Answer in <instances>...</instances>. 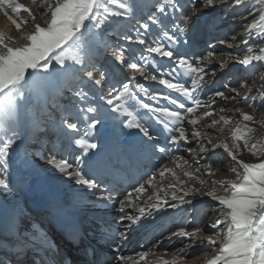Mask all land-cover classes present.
I'll use <instances>...</instances> for the list:
<instances>
[{"label":"snow or ice","instance_id":"obj_1","mask_svg":"<svg viewBox=\"0 0 264 264\" xmlns=\"http://www.w3.org/2000/svg\"><path fill=\"white\" fill-rule=\"evenodd\" d=\"M32 3L35 10L19 0H0V13L25 41L20 44L16 37L0 30V189H10L8 169L10 156L16 154L14 146L23 136L46 130L42 126L55 112L60 134L67 136L69 146L79 149L80 155L70 163L53 148L44 158L52 169L79 186L69 194L70 207H80L86 195L95 197L91 203L99 208L118 206V223L124 230L100 224L102 238L110 241L118 264H149V257L153 258L151 264H184L188 249L202 245L214 253L202 264H264V114L256 116L258 107L264 110V0L251 4L249 0H187V4L154 0L146 17H138L136 0ZM218 5L230 7L233 18L240 17L244 31L230 39L244 55L222 60L215 51H207L191 56L186 50L191 47L190 33L203 10ZM241 8L244 11L238 12ZM21 13L24 16L17 19ZM37 13L45 18L42 22H37ZM30 22L31 30L24 31L23 26ZM110 35L117 37L114 43ZM253 35L257 40L250 43ZM218 43L232 47L227 34ZM109 53V64H101V57ZM156 57L166 58L174 67L161 71L163 66L158 65ZM230 61L246 71L250 67L249 77L237 87L225 83V91H213L202 100L199 94L213 82L217 70L227 68ZM213 62L216 66L206 71ZM149 66L153 71L146 74ZM117 75L123 78L117 79ZM138 75L157 81L170 93L150 91L138 81ZM108 86L110 90L105 93ZM240 89H245L243 95ZM253 89L255 94L250 96ZM65 93L69 94L66 103ZM172 93L177 94L175 98ZM139 94L150 101H169V105L145 103ZM238 97L250 112L235 107L231 115L225 114V108L217 114L211 107L217 98L235 104ZM236 114L240 119L233 123ZM107 121L114 125L113 148L105 153L92 151L99 147L95 133ZM125 129L139 135L132 152L120 142ZM192 140L196 147H185V151L193 157L222 150L233 162L229 171L234 179L213 180L214 186L205 191L209 180L202 177H213L218 169L212 163L200 165L198 160L193 161V167L183 156L172 154ZM245 153L255 162L241 158ZM145 154L168 156L173 167L161 164L130 190L120 192L112 187L111 181L119 183L129 178L132 157ZM23 163L31 166L27 151ZM168 175L173 180L165 185L162 181ZM193 180L199 187L191 183ZM215 185L222 186L225 194L218 193ZM149 189L151 194L145 197ZM196 197L217 202L208 210L214 219L206 213L195 221L186 217L179 223L175 219L166 221L169 209L183 210ZM170 224H176L175 230ZM205 226L211 234L205 233ZM67 227L78 235L82 225L72 221ZM139 228L158 232L163 239L158 238L157 245L163 240H179L183 248L174 251L170 260L164 258L166 251L156 254V245L134 255L120 254L129 232ZM7 230L18 232L14 218L8 220ZM57 251L47 234L36 230V235L25 238L15 251L5 250L0 264H52ZM29 253L31 259H20Z\"/></svg>","mask_w":264,"mask_h":264},{"label":"bare ground","instance_id":"obj_2","mask_svg":"<svg viewBox=\"0 0 264 264\" xmlns=\"http://www.w3.org/2000/svg\"><path fill=\"white\" fill-rule=\"evenodd\" d=\"M19 2L25 4L29 8H32L33 10H35L36 8V6L32 3V0H19ZM252 2L253 0H249L250 4ZM219 7H224V10L228 8L225 5H218L214 8L217 9L219 12L220 9ZM228 10H230V13L227 15H225L224 11L222 14L220 11L218 15L216 10H214L211 13H209L211 10L206 11L204 15L201 17V20H199L200 25H202V27L200 28L201 31L206 30V26L209 25V21L216 22V19L219 16L220 18H222V20H224V25L226 30L235 33L236 30L234 31V29L240 28L239 27L240 17L236 18L237 17L236 16L235 17L236 19L233 18L231 16L232 9L229 7ZM240 10H242L241 12L244 11L242 8L237 9L238 12ZM23 16L24 14L21 13L16 18L20 19ZM207 16H208V24L205 23ZM44 19H45L44 17H42L41 15H39V13H37V22H42ZM31 28H32L31 22L23 26L24 31H30ZM0 30L6 32L9 36L16 37L20 44L25 43L24 40L19 39L20 33H18L14 29V26L11 25V22L3 15V13H0ZM239 33H243V32L240 31ZM225 34H227L229 43H234L235 45V42H232L230 39L232 35L231 36L228 35L227 31L225 32ZM236 35L237 33L234 34V36ZM254 37L257 39L255 35ZM224 38L225 36L219 39H224ZM219 39L214 40L217 42L213 44V48L211 46L210 51H215L216 54L220 57V59L223 60L228 58L229 56L232 57L243 56L242 52L240 53V50H238L236 46L233 45V48H231V47H226L225 45H221L218 43ZM188 40L191 47L186 50L189 52V54L191 56L199 54V49L196 48L197 46H199V44H201L202 39H199L198 37L196 38L188 37ZM238 40H239V36H237V41ZM211 41L213 42V39ZM241 48H243V45H241ZM109 57H110V53L108 57H101V64H109ZM156 60L158 61V65L163 66L161 71H163V69L174 67V65H170L169 61L166 58L156 57ZM232 63L234 62L230 61L227 68L217 70L216 76L212 78L213 82L209 85V87L205 90L204 93L199 94L202 100H207L208 95H210L211 92L213 91L216 90L225 91V89L223 88V85L225 83H229L231 87H236L237 84H235V82H237L239 78L244 76L243 79H247L249 77V73L251 71L250 67L246 71L239 64L233 65ZM215 66H216L215 62H213V64L207 65L206 71L211 70ZM152 71H153V67L149 66L146 69V74ZM116 78L122 79L123 77L122 75H117ZM138 81L144 84L145 87H148L150 91L151 90L160 91L164 95H168L170 93V90L165 88L163 85L159 84L157 81L143 80L142 78L139 77V75H138ZM109 90H110V86L104 88L105 93ZM134 91L139 93L138 89H135ZM244 91L245 89H240L241 95L244 94ZM227 94L228 93L226 92V95ZM254 94H255V89H253V93H251L250 96ZM139 95H140V99H142L145 103H152L153 105H158V106L169 105V101L166 100L150 101L148 97H144L143 94H139ZM176 95L177 94L172 93L173 98H175ZM68 96L69 94L65 93L64 103L67 102ZM256 104L258 106L260 104V101L257 100ZM171 107L173 109L177 108L176 105H171ZM211 107L216 109L217 114H219L220 108H225L226 109L225 114H229V115L234 113L235 107H242L244 111H248V112L251 111V109L248 108L247 105L244 103V101H242L239 97L237 98V102L235 104L217 98L216 103L213 104ZM262 114H264V110H259L258 107L256 116L259 117ZM239 119L240 117L238 114L233 115V123H236ZM49 122H51V125L46 124L43 125L44 127L42 126L43 129H46L45 130L46 136L50 134L49 132L47 133L48 130L47 128H49L51 131V135H49L47 138L45 136H44L45 138L43 137L38 138L37 134L33 135L29 133L28 135L23 136L22 140L18 141L17 145L14 146L16 148V154L14 156H10L11 163L8 169V175L10 178V189L9 190L0 189V223L8 221L10 218H14L15 221L22 220L23 223L24 222L26 223L25 227L23 228L24 234L30 233L33 236L36 235V232L35 229L32 228V226L41 227L43 230H41V228L39 230L47 234L48 238L51 240L53 245L54 242L56 241V238L53 235V232H51L52 230L51 223L58 218L59 215L58 208L69 205V194L79 186L75 185L74 182L71 181L68 177L52 169V167L48 165L47 160L44 158L45 155L52 154L50 150L54 148L55 152L58 153L60 156L63 153L64 154L66 153L67 155L68 153H70L72 158H70L69 162L71 163L73 162L75 153L77 152L75 146H69L67 136H62L60 134L58 128L59 118L57 117V120H55L54 122L51 119V121ZM107 127H109L107 135H110V139L113 142L114 125L112 121H107L104 124V126L99 127L98 129L101 128L103 130L106 129ZM102 130L100 131V133L102 132ZM116 131L117 133L119 132L118 127L116 128ZM206 131H209V133L213 136L216 135L214 130L206 129ZM261 131L264 132V129H261ZM132 133H135L136 136H133ZM225 135H227V130L225 132ZM122 138L126 139L127 142H129L130 138H136L135 140H133V143H130L132 145L131 152L134 151L139 141V135L135 132V130L125 129L124 133L120 136V140ZM96 141L98 142V139H96ZM37 142H39L38 146H36ZM42 142H43V149L41 150ZM102 143L103 142H101V144ZM185 147H196V141L192 140L186 146L182 144L180 149L178 151L174 150L172 154L183 156L184 159L188 160L190 163H193L194 160H198L200 165H204L206 163H212L213 168L218 169L215 176L202 177L209 180V183L206 186L205 191L211 189L214 186L211 183V181L213 180L218 181L225 178L234 179L233 174H231L229 171V168L233 166V162L225 153L222 152V150L217 149L214 152H209L208 154H200L197 157H193L191 153H187L185 151ZM112 148L110 150H112ZM25 151H27L30 155L31 166H27L23 163V153ZM37 151H41V155H36ZM137 157L145 165L140 168L141 174L138 179H140L141 182H143V179H146L147 175L152 171H154L155 168L159 167L161 164H166L168 165V167H173L168 156H164L162 154L149 155L148 157L145 156L142 157L137 156ZM159 157H163L164 161L158 159ZM241 158L245 159L248 162H255L253 158L247 153H245ZM195 166L196 164L193 163V167ZM182 178L186 179V177H182ZM172 180L173 178L170 175H168L162 181V183L167 185L168 183L172 182ZM191 183H196L197 186L199 187V184L195 180L191 181ZM215 188L218 193L225 194L223 192L222 186L215 185ZM150 194H151V190L149 189V192L145 194V197ZM59 195H62V197L63 198L65 197L66 199L61 200L59 198ZM94 199L95 197H92L91 195H86L82 201V205L80 207H75V208L78 211H80L82 214L86 215L85 217L92 215L93 222H95L96 219H98L101 220L105 225H110L112 228L119 227V229L123 231L124 230L123 225L118 223V215H119L118 206H111L106 209L99 208L91 203V201H93ZM216 205L217 202L211 201L208 197H196L193 199V204L191 206H184L183 210L169 209L168 210L169 216L166 217L165 219L166 221H171L172 219H175L177 221L180 217L184 216L186 213H191V216L194 214V218H192L193 221H195L197 218L202 217L206 213L209 216H211V218L214 219L215 215L209 213L208 210L210 208L216 207ZM126 211L131 212L133 210L126 209ZM54 212H58V213L54 214ZM28 217L30 221H28L27 223L25 220L28 219ZM170 227L172 228V230H175L176 224H170ZM204 231L206 234H211V232L208 231L207 226H205ZM153 233L154 232H150L149 230H145L144 228L134 229L130 231L128 234V240L125 241L120 248V254L134 255L137 252L146 251L150 248H153V246L156 245V247L153 248L156 254L161 255L164 254L166 251L167 254H169L167 256V259L170 260L172 253L174 251L183 248V245L180 243L179 240H173L171 242H169L168 240H163L162 244L157 245V239L158 238L163 239V238L159 237L158 232L156 233V235H153ZM166 233L167 232H165V234ZM4 246L5 244H4L3 236L0 235V252L1 249L4 248ZM213 254L214 253L207 246L202 245L199 247L188 249V258L185 262H192L191 264H202V261L206 257L211 256ZM152 259H153L152 257L148 258L149 264H151ZM185 262L184 264H187ZM109 264H118V262L115 261V253L114 256H112L111 262Z\"/></svg>","mask_w":264,"mask_h":264},{"label":"rangeland","instance_id":"obj_3","mask_svg":"<svg viewBox=\"0 0 264 264\" xmlns=\"http://www.w3.org/2000/svg\"><path fill=\"white\" fill-rule=\"evenodd\" d=\"M184 1H186V0H182V2H184ZM147 3V4H146ZM152 3H153V1L152 0H136V4L138 5V9L137 10H140V7H143V9H145V7L146 6H148V8H151V5H152ZM220 9H219V12L221 11V14L223 13V11L225 12V15H227V14H229L230 13V10H228L229 9V7L226 9V10H224V7H219ZM209 10H211L209 13H211V12H213L214 10H216L217 11V15L219 14V12H218V10L217 9H215L214 7H212V8H208V9H205V10H203V15H204V13L206 12V11H209ZM242 10H240L239 12H241ZM227 12V13H226ZM208 13V14H209ZM202 15V16H203ZM201 16V17H202ZM201 17H200V19L199 20H201ZM224 17H226V16H224ZM236 18H239V16H237ZM235 18V19H236ZM216 21L218 22L219 21V24L222 26V28L223 29H226L225 28V25H224V20H222V18H220L219 16L217 17V19H216ZM200 23V21L198 22V24ZM205 23H207L208 24V16L206 17V21H205ZM198 24H197V26H198ZM239 27H240V24H239ZM237 32H236V31ZM239 30V31H238ZM242 30H244L242 27H240L239 29L238 28H236V29H234V31H235V33H239L240 31L241 32H243ZM230 32V36L232 35V36H234V32H231V31H229ZM111 36V35H110ZM109 36V37H110ZM223 36H225V35H223ZM196 37V36H195ZM111 38V37H110ZM109 38V39H110ZM223 38V37H222ZM116 39L117 38H113V41L112 40H110V41H112L113 43L116 41ZM219 39V38H218ZM255 40H257L255 37H254V35H253V37H252V40H250V43L252 42V41H255ZM232 44V47L231 48H233V45H234V43H231ZM235 46V45H234ZM242 52V54L244 55V52L243 51H240V53ZM233 65H237L235 62L234 63H232ZM251 72V71H250ZM250 74V73H249ZM243 78H244V76L243 77H241V78H239L238 80H237V82H235V84H237L236 85V87L238 86V82H242V80H243ZM68 98V97H67ZM66 102V101H65ZM249 102H251V101H249ZM259 110H261V109H259ZM53 113H55V112H53ZM55 116H57V114L55 113V114H52V117H55ZM58 117V116H57ZM51 119L53 120V122L55 121V120H57V118L56 119H53V118H50V120L49 121H51ZM51 125V122H48L47 123V125ZM44 127V126H43ZM42 127V128H43ZM49 127V126H48ZM48 130H47V133L49 132L50 134L49 135H51V131H50V129L49 128H47ZM37 135H38V138L39 137H43V138H47L48 136H46V134H45V131L43 132V131H41V132H38V133H36ZM45 136V137H44ZM42 139V138H41ZM39 145V142H37V144H36V146H38ZM193 214V213H192ZM187 218V219H189V220H192V218H194V214L191 216V213H186L184 216H182V217H180L178 220H177V223H179L183 218ZM156 233L157 232H154L153 233V235H156ZM167 234V233H166ZM165 234V235H166ZM190 258H193V257H190ZM185 263H187V264H191L192 262H185Z\"/></svg>","mask_w":264,"mask_h":264}]
</instances>
